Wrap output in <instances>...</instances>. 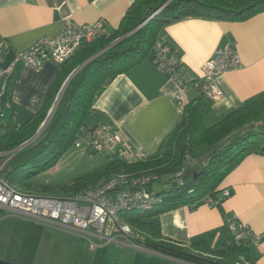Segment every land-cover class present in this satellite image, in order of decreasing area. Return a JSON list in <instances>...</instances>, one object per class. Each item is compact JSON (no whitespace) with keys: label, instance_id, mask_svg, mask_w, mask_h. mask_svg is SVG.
<instances>
[{"label":"crops","instance_id":"crops-1","mask_svg":"<svg viewBox=\"0 0 264 264\" xmlns=\"http://www.w3.org/2000/svg\"><path fill=\"white\" fill-rule=\"evenodd\" d=\"M133 1L0 0V34L7 39L11 50L3 53L4 64L11 61L14 52L55 36L68 19L76 24L102 20L107 31H112ZM159 41L177 52L188 84L184 104L199 101L205 126L206 122L216 123L231 110L264 92V12L243 21L186 17L166 25ZM224 47L238 52L241 67L226 71L216 79L222 98L212 102L203 98L192 82L202 63ZM154 53L152 50L146 59L114 77L95 97L86 127L107 124L120 136V141L103 154L106 162L115 158L131 162L161 153L182 117L184 104L174 99L178 86L168 73L156 68ZM60 68L61 64L52 59L45 60L39 68L22 61L15 64L10 75V101L17 125L38 111ZM221 188L228 189L229 195L220 207L206 202L194 209L184 205L152 220L159 224L164 237L189 245L194 236L224 231L227 220L235 218L258 237L257 243L248 240L249 257L245 264H264V156H246L224 178ZM8 217L17 218L10 224L5 223ZM43 226L26 217L0 213V258L20 264H38L36 256ZM134 248L145 253L139 261L156 255L153 257L162 260L161 264H193L141 245ZM137 257H133L130 264H142Z\"/></svg>","mask_w":264,"mask_h":264},{"label":"trees","instance_id":"trees-1","mask_svg":"<svg viewBox=\"0 0 264 264\" xmlns=\"http://www.w3.org/2000/svg\"><path fill=\"white\" fill-rule=\"evenodd\" d=\"M261 12L264 0H134L116 29L82 44L61 64L40 108L21 125L14 120L9 76L2 93L0 84V152L11 154L0 176L19 191L66 198L96 188L115 174L148 173L154 176L149 189L160 201L149 210L119 215V220L138 235L136 244L193 264H245L249 257L248 240L236 243L227 222L224 231L194 236L189 245H184L164 237L159 224L152 219L184 205L194 209L208 198L215 206H221L226 197L223 191L228 190L222 189L221 183L230 171L248 155L264 156V92L210 126L202 121L198 100L184 104L174 132L162 152L154 156L131 162L115 158L60 186L32 187L31 180L54 167L74 146L79 128L86 127L98 92L114 77L146 59L154 46L161 43L159 37L166 25L186 17L243 21ZM90 58L69 81L42 133L18 149L40 130L66 80ZM181 168L182 183L176 184L174 175ZM160 177L166 181L155 191L153 182Z\"/></svg>","mask_w":264,"mask_h":264},{"label":"built area","instance_id":"built-area-1","mask_svg":"<svg viewBox=\"0 0 264 264\" xmlns=\"http://www.w3.org/2000/svg\"><path fill=\"white\" fill-rule=\"evenodd\" d=\"M107 32L102 20L92 24H76L68 19L55 36L40 40L24 51L14 52L7 64H4L3 53L11 51L10 45L0 34L1 93L17 62L22 61L33 68H39L48 59L63 64L82 44L91 42ZM154 52L153 62L156 68L168 73L178 86V92L174 95L175 101L184 104V90L188 84L183 77V67L178 54L163 43H157ZM240 67L241 59L235 49L219 48L212 57L202 63L192 84L203 98L212 102L219 101L222 92L216 84V79L226 71ZM119 141L120 136L112 132L109 125L101 124L92 129L81 126L73 145L87 151L99 152L111 149ZM10 154L11 151L0 152V171ZM183 173L184 168L175 173L176 184L182 183ZM153 179L154 176L148 173H119L96 188L82 190L71 197L59 198L19 191L0 176V210L4 214L26 217L45 226L69 231L85 239L91 248L108 242H118L116 237H121V243L138 247L140 245L134 242L138 235L129 225L119 220V215L123 212L149 210L160 201V197L149 189ZM228 195L229 191L224 190L223 196ZM205 202L214 205L209 198ZM227 225L236 243L245 240L258 242V237L252 230L236 222L235 218L228 219Z\"/></svg>","mask_w":264,"mask_h":264},{"label":"rangeland","instance_id":"rangeland-1","mask_svg":"<svg viewBox=\"0 0 264 264\" xmlns=\"http://www.w3.org/2000/svg\"><path fill=\"white\" fill-rule=\"evenodd\" d=\"M206 126L212 125L208 124ZM107 151L94 152L85 151L84 148L70 147L59 159L58 163L51 169L36 175L31 180L32 187H38L43 184L51 186H60L70 183L77 176L92 170L106 162L103 154ZM166 178L153 182V189L159 191ZM17 217H8L6 222L10 224ZM118 242H108L91 248L85 239H80L71 233L61 231L60 229L43 226L42 237L37 249L36 263L38 264H130L133 257L142 264H161L162 260L139 258L144 251L133 249L120 243L121 237H116ZM147 256V255H144ZM159 256V255H158ZM159 258V257H158ZM10 261V260H9ZM13 262V261H12Z\"/></svg>","mask_w":264,"mask_h":264},{"label":"water","instance_id":"water-1","mask_svg":"<svg viewBox=\"0 0 264 264\" xmlns=\"http://www.w3.org/2000/svg\"><path fill=\"white\" fill-rule=\"evenodd\" d=\"M107 49V48H106ZM100 53V52H99ZM97 55V54H96ZM94 57V56H93ZM92 58H90V59H88V60H86L82 65H80L71 75H70V77L66 80V82H65V84L63 85V87H62V89H61V91H60V93H59V95H58V97H57V99H56V102H55V104H54V106L52 107V109H51V111H50V113H49V115H48V118L46 119V121L42 124V126H41V128H40V130H38V132L30 139V140H28L27 142H25L22 146H20L18 149H20V148H22V147H24V146H26V145H28L29 143H31V142H33L41 133H42V131L45 129V127L47 126V124L49 123V121H50V119H51V117H52V115H53V113H54V111H55V109H56V107H57V105H58V103H59V101H60V99H61V97H62V94L64 93V91H65V89H66V87H67V85H68V83H69V81L74 77V75L78 72V70L83 66V65H85L89 60H91ZM175 185V183H173V186ZM0 264H20V263H17V262H12V261H9V260H6V259H2V258H0Z\"/></svg>","mask_w":264,"mask_h":264}]
</instances>
